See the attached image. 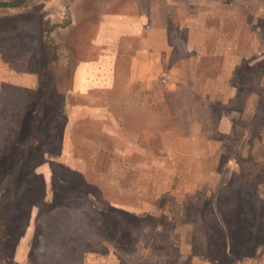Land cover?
I'll return each instance as SVG.
<instances>
[{
  "label": "rangeland",
  "instance_id": "374dc122",
  "mask_svg": "<svg viewBox=\"0 0 264 264\" xmlns=\"http://www.w3.org/2000/svg\"><path fill=\"white\" fill-rule=\"evenodd\" d=\"M171 1L156 0L158 14L207 30L205 54L177 74L161 59L159 96L129 82L122 58L114 88L88 100L78 96L81 62L103 51L101 22L137 4L0 8V200L22 147L34 197L13 264H264V0H175V22ZM46 84L44 138L25 145L23 121L28 133L39 126Z\"/></svg>",
  "mask_w": 264,
  "mask_h": 264
},
{
  "label": "crops",
  "instance_id": "0c3cea01",
  "mask_svg": "<svg viewBox=\"0 0 264 264\" xmlns=\"http://www.w3.org/2000/svg\"><path fill=\"white\" fill-rule=\"evenodd\" d=\"M197 1L201 3L200 5L205 3L201 0ZM174 2L175 0L171 1L174 10L167 11L173 22L176 18ZM134 4H137L139 12L137 10V13L131 14L125 11L114 20L104 18L101 22L100 31H104L101 33L98 31L94 43L102 47L104 53L101 52L96 59L81 62V67L84 69L81 70L85 75L79 85L78 96L87 97L88 100L95 87L113 89L117 83L116 73L122 58L129 64L127 68L129 82L140 83L143 90L159 96V92L154 90L156 85L154 71L158 69L157 64H160L161 59L167 58L169 70L177 74V67L185 64V60H191L193 56L200 58L205 54L204 49L209 47L207 30L196 31L194 23H183L178 28L176 24L174 28L170 27L169 19L163 16L161 18L158 14L156 0H129V5L136 7ZM176 31L183 36L175 35ZM109 39L116 41L110 43ZM180 54L185 56L182 60H177L176 56ZM170 76L173 77L172 80H176L173 74ZM173 82L171 81V84ZM191 86H194L191 79L178 85L182 89ZM175 91L177 92L178 89L174 87L172 92Z\"/></svg>",
  "mask_w": 264,
  "mask_h": 264
},
{
  "label": "trees",
  "instance_id": "16d2710c",
  "mask_svg": "<svg viewBox=\"0 0 264 264\" xmlns=\"http://www.w3.org/2000/svg\"><path fill=\"white\" fill-rule=\"evenodd\" d=\"M25 1L15 0L11 3H0V8H16L22 6ZM50 95L49 84H46L40 104L41 110L39 109V114L36 117L39 124L38 127H30L28 133L26 130L28 126L27 120L23 121L20 134L25 141V145H28L30 141L42 142L45 133L43 127H41V121L46 116V112L50 114L52 111V107H49ZM20 153L21 158H16L9 165V168H11L10 182L0 200V262L8 264H13L12 260L19 253L22 236H24L25 231H27L33 220L34 197L31 194L32 183L29 180L32 177V166L30 164L32 161L29 159L25 147L20 149ZM37 230H35V235L33 236L35 249L43 241L44 236Z\"/></svg>",
  "mask_w": 264,
  "mask_h": 264
},
{
  "label": "built area",
  "instance_id": "2783aa9c",
  "mask_svg": "<svg viewBox=\"0 0 264 264\" xmlns=\"http://www.w3.org/2000/svg\"><path fill=\"white\" fill-rule=\"evenodd\" d=\"M171 81H172L171 76L166 75V74L163 75L162 82L164 84H167L168 85L169 83H171Z\"/></svg>",
  "mask_w": 264,
  "mask_h": 264
}]
</instances>
